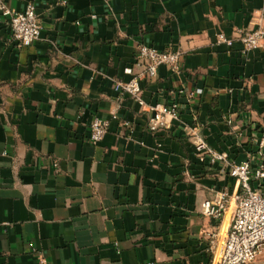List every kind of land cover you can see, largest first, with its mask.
<instances>
[{
    "label": "crops",
    "instance_id": "0c3cea01",
    "mask_svg": "<svg viewBox=\"0 0 264 264\" xmlns=\"http://www.w3.org/2000/svg\"><path fill=\"white\" fill-rule=\"evenodd\" d=\"M5 1L33 2L42 28L19 47L0 13V264H37L38 253L52 264H211L230 212L214 219L202 203L235 180L187 128L232 162L256 151L264 43L244 54L216 35L256 28L264 0ZM142 43L184 53L181 75L160 66L142 81L148 104L182 105L156 131L151 111L113 88ZM180 88L203 92L188 101ZM96 117L109 127L93 145Z\"/></svg>",
    "mask_w": 264,
    "mask_h": 264
},
{
    "label": "built area",
    "instance_id": "2783aa9c",
    "mask_svg": "<svg viewBox=\"0 0 264 264\" xmlns=\"http://www.w3.org/2000/svg\"><path fill=\"white\" fill-rule=\"evenodd\" d=\"M60 2L67 4L68 0ZM0 13L9 26L11 41L19 47L30 46L40 38L42 23L33 2L18 10L0 0ZM236 39L242 43L244 54L260 48L264 43V22L253 29H236L234 36L223 32L216 35V43L227 46H232ZM183 58L184 53L179 49H158L142 43L138 46L133 65L125 68V73L131 78L115 79L113 82V88L119 95H128L151 111L149 128L152 131L167 126L169 120L180 119L182 105L179 102L148 104L143 98L142 81L155 80L160 66H167L175 75H181ZM202 92L201 88L179 89L188 101ZM113 117L117 118V115L114 113ZM108 127L109 120L94 118L90 125L89 142L98 144L105 137ZM187 129L197 153L212 165H228L229 175L235 180L232 193L221 190L214 199L202 203L203 213L214 219L224 220L230 212L226 224L213 240L211 264H253L258 256L264 255V131L256 151L248 152L245 161L236 163L230 160L227 152L211 147L198 126ZM37 264L52 263L44 254L38 253Z\"/></svg>",
    "mask_w": 264,
    "mask_h": 264
},
{
    "label": "rangeland",
    "instance_id": "374dc122",
    "mask_svg": "<svg viewBox=\"0 0 264 264\" xmlns=\"http://www.w3.org/2000/svg\"><path fill=\"white\" fill-rule=\"evenodd\" d=\"M253 264H264V255L258 256V258L254 261Z\"/></svg>",
    "mask_w": 264,
    "mask_h": 264
}]
</instances>
